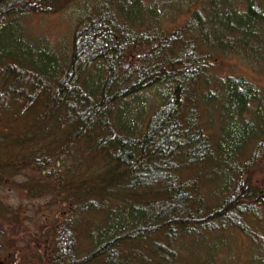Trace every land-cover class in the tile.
<instances>
[{"label": "trees", "instance_id": "obj_1", "mask_svg": "<svg viewBox=\"0 0 264 264\" xmlns=\"http://www.w3.org/2000/svg\"><path fill=\"white\" fill-rule=\"evenodd\" d=\"M67 1L0 0V172L19 156L58 206L44 250L1 264H177L186 240L226 229L264 264V88L211 85L218 52L263 41L264 0H201L170 28L146 0H83L70 47L26 34L23 18ZM10 210L0 241L21 224Z\"/></svg>", "mask_w": 264, "mask_h": 264}, {"label": "rangeland", "instance_id": "obj_2", "mask_svg": "<svg viewBox=\"0 0 264 264\" xmlns=\"http://www.w3.org/2000/svg\"><path fill=\"white\" fill-rule=\"evenodd\" d=\"M87 1L94 2V0ZM146 1L161 10L162 16H165L163 24L166 28L182 25L193 11L202 8L201 0ZM238 3L239 7L244 6L241 1ZM64 7L58 13L35 14L23 18L24 31L32 38H43L60 51L64 47H70V40L81 14L92 6L83 5V0H68ZM260 30L263 33V41L259 42L256 50L255 47H249L246 51L237 48L234 53H217L221 56L220 60L218 57L214 71L212 70V86L219 81V78L227 75H243L264 88V24L261 25ZM3 39L5 40L6 36ZM153 95L151 91L143 93L136 105L148 100L144 106L151 108L149 103ZM209 122L213 127L219 125L216 116H211ZM8 125L11 126L6 121L0 120V131L6 132ZM11 154L8 151L0 152V168L6 166ZM16 159L13 167L9 166L5 173L0 172V204L16 212L21 224L18 229L15 226L8 227L5 241H0L4 244L2 247L0 243V264L10 250L20 253L28 251L29 256L39 246L40 252L44 250L43 239L51 229V222L58 210L57 205L50 203L52 193L49 194L43 188L47 181L40 179L37 171L23 166L19 156H16ZM263 175V169H257V173H254L257 178ZM8 216L10 217L9 214L7 218ZM15 219L16 217L12 220ZM207 236L204 240L202 238L198 241L186 240L177 264H252L249 255L250 241L239 230L226 229ZM45 249L49 250L50 246L46 245ZM211 251L214 253L213 256Z\"/></svg>", "mask_w": 264, "mask_h": 264}]
</instances>
